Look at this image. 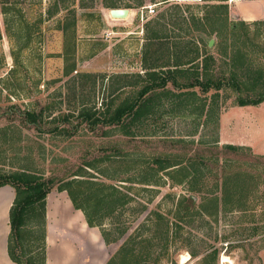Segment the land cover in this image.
<instances>
[{"label": "rangeland", "instance_id": "374dc122", "mask_svg": "<svg viewBox=\"0 0 264 264\" xmlns=\"http://www.w3.org/2000/svg\"><path fill=\"white\" fill-rule=\"evenodd\" d=\"M15 1L16 11L0 12V147H7L0 152V174L28 166L53 179L56 193V183L77 179L75 174L85 170L89 179L114 185L129 199L102 222L106 231L126 228L117 242L96 249L79 239L77 260L63 264L108 262L122 246L133 249L136 264H264V131L259 126L264 106L252 109L258 118L254 148L239 146L227 132L226 141L241 149L229 152L219 133L222 118L231 125L238 120L237 97L264 93V18L241 24L229 9L227 26L209 34L192 32L191 16L202 18L206 10L200 0H63L65 7L51 16L48 11L60 0ZM108 4L130 10L132 17L112 19ZM150 5L154 14L145 10ZM72 17L76 71L66 77L60 27ZM152 29L161 38L150 39ZM150 40L154 45L147 46L149 51L161 49L155 56L143 54ZM209 40L214 41L210 47ZM174 41H181L179 49L191 55L197 49L199 64L203 53L211 55L216 74L225 76L237 70L232 58L241 53L249 65L237 70L243 92L227 87L180 90L168 82L166 89L176 95L157 97L153 113L132 127L134 136L81 122L77 115L83 106L102 111L133 99L143 84L142 67L152 66L154 58L162 61L161 46ZM189 91L195 95L185 96L193 93ZM184 98L189 102H181ZM23 111H42L40 130L23 121ZM54 127L66 131L51 132ZM4 140L12 143L10 148ZM156 158L180 162L188 179L178 183L181 174L170 179L165 172L151 171ZM192 173L197 179L190 183ZM236 173V184H230L226 177ZM242 176L246 180L237 183ZM192 186L199 191L190 190ZM225 189L230 190L226 197ZM54 201L49 196V205ZM69 216L66 212L63 220ZM80 221L76 233L84 238L89 233ZM56 224L51 223L50 231Z\"/></svg>", "mask_w": 264, "mask_h": 264}, {"label": "trees", "instance_id": "16d2710c", "mask_svg": "<svg viewBox=\"0 0 264 264\" xmlns=\"http://www.w3.org/2000/svg\"><path fill=\"white\" fill-rule=\"evenodd\" d=\"M162 2L168 0H161ZM196 1V0H191ZM206 2V10L204 16L199 18L192 15V32H208L209 34L219 31L220 27L227 26L228 10L227 0H201ZM15 0H0V12L2 15L16 11ZM112 9H118L119 7L108 4L106 5ZM55 9L48 11L49 16L56 13L59 7H65L64 1L60 0L54 3ZM220 10L219 12H217ZM203 14V13H202ZM65 23L60 27L63 35V51L62 56L64 58L63 73L67 75L71 74L75 69L74 54V17L71 19L66 18ZM184 22V21H183ZM8 19H4L5 32L9 35L8 31ZM241 24H245L241 22ZM246 25V24H245ZM238 26V25H237ZM235 27V26H233ZM238 29V28H237ZM159 30L152 29L150 39H159ZM164 36V35H161ZM1 39V30H0ZM155 42V41H154ZM181 41H174L172 45H166L163 43L161 46L165 48L162 50L163 60L156 62L157 58H154L152 66L146 67L145 76L141 77L143 84L141 89L137 91L136 96L133 99H124L123 102L118 104L112 109L111 105H106V108L102 111H93L83 106L79 110L78 117L81 122H85L86 125L94 129L98 126L116 127L121 131L123 135L134 136L135 133L132 127L143 116H148L154 111V101L157 97L176 95L166 89L168 82L177 89L195 88L199 87L202 92H207L210 89L220 90L223 87L233 88L235 92H243L245 86L238 77L239 68L249 67L248 63H243L242 54L233 57L232 64H237L236 69H232L230 73L225 76L219 72L216 74L213 65L214 58L208 53H203L200 64L198 63V51L191 55L192 52L179 49ZM153 42L150 40L145 45L143 54L146 55L149 51L147 46H153ZM158 48V47H157ZM150 49L152 56H155L161 49ZM185 50V49H184ZM180 51V53H179ZM183 52V53H182ZM206 52V51H205ZM182 54V55H181ZM151 56V57H152ZM146 58H144V61ZM184 66H189L186 69ZM190 70H193L192 72ZM136 86V83H134ZM132 84H126L125 86ZM159 90V91H156ZM150 94V95H147ZM147 95V97H145ZM179 95H183L179 93ZM195 93H187L185 96H194ZM181 101V100H180ZM189 102L187 98H184L181 102ZM264 102V93L259 94L257 97H237L235 100L238 106H256ZM202 107V106H201ZM203 113V107L201 108ZM23 121L38 126L41 122L42 111H23L21 112ZM128 118V119H127ZM67 120V117H63ZM127 122V124H125ZM41 129V128H40ZM39 129V130H40ZM4 131L3 128L0 132ZM58 132L59 134L66 129L58 130L54 127L51 132ZM6 146L11 147L6 140H4ZM229 152L240 151V147L232 145H226L224 147ZM7 150V147H0V152ZM164 159V158H163ZM156 158L151 160L152 163L157 164L154 169L150 167L151 171L165 172L166 176L170 179H175V175H182L178 183L188 179L189 173L186 171L187 167L181 165L180 162L172 161L171 159L163 160ZM87 168H92V165L86 163ZM84 170V169H83ZM86 171L76 173L77 179H69L59 183H56V190L58 192L65 191L70 199L74 209L80 210L85 218L88 227H97L100 230L101 236L106 245L117 242L125 233L126 228L111 229L106 231L103 229L102 222L105 218H108L117 212L120 208H123L128 200L126 194H124L119 188L114 185H105L103 182L93 181L86 176ZM232 174H230L231 176ZM233 176L226 177L229 183L236 184ZM246 175V174H244ZM191 182L196 180L195 173L191 174ZM81 179H80V178ZM244 178H240L238 182H244ZM86 178V179H85ZM226 180V181H227ZM176 182V183H177ZM149 183V181H148ZM146 183V184H148ZM226 184V182H224ZM11 186L14 190V200L9 210V235L7 240V253L10 260L15 264H45L46 261V199L48 194L54 189V180L46 179L41 174L33 171L28 166H24L19 170L11 171L8 173L0 174V187ZM226 188V187H225ZM190 190L199 191L198 189L191 187ZM226 192V193H225ZM230 190L225 189L224 193L227 196ZM230 199L226 198L228 203ZM232 202V201H231ZM227 205V204H226ZM206 208H204L205 210ZM98 215V218H97ZM133 250V249H132ZM132 250H128L126 246H122L114 256L108 260L106 264H136V258ZM207 259V258H206ZM205 259V260H206Z\"/></svg>", "mask_w": 264, "mask_h": 264}, {"label": "crops", "instance_id": "0c3cea01", "mask_svg": "<svg viewBox=\"0 0 264 264\" xmlns=\"http://www.w3.org/2000/svg\"><path fill=\"white\" fill-rule=\"evenodd\" d=\"M199 1V0H196ZM201 1V0H200ZM227 10H231L234 14L240 18V21L243 23L255 22L256 20H262L264 18V0H227ZM202 9V8H201ZM203 12V11H201ZM131 14V15H130ZM132 17V13L129 10L128 17L124 20H128V18ZM199 60V59H198ZM146 67L143 66L142 71L146 72ZM188 68L189 66H184ZM144 74L139 73V76L144 77ZM143 75V76H142ZM196 88V87H195ZM195 88H186L187 90H194ZM194 92V91H189ZM260 105L264 106V102ZM257 106H239L238 107V120L234 121L231 125L230 123L224 124L223 118L220 121L222 139L224 142L229 140L226 135L230 133L232 135V139L238 142L239 146H244L245 144L249 146V148L253 147V141H255L254 134L257 133L258 129V118L256 117L252 109H255ZM256 110V109H255ZM237 112V111H236ZM235 113V112H234ZM264 115V114H263ZM259 123V126L264 131V117ZM229 125V126H228ZM228 127V129L226 128ZM227 129V130H226ZM259 129V131H260ZM228 132V133H227ZM261 132V131H260ZM227 133V134H226ZM248 143V144H247ZM233 145L234 143H226ZM254 148V147H253ZM53 196L54 201L49 205V196ZM14 200V190L11 186L5 185L0 187V264H15L8 257L7 253V240L9 235V210L12 206ZM52 208V211L50 210ZM73 216L76 215L79 219L83 221L85 224V228L87 230V235H84V238H80V233H76L75 229L70 227L63 220V215ZM57 223L55 227L51 230V223ZM59 225H63L62 228L58 229ZM59 231V232H57ZM59 233V234H58ZM87 241L96 249H103L106 247V244L101 236L100 230L97 227H88L84 215L80 210L74 209L70 199L68 198L65 191L53 193L52 191L48 194L46 199V261L45 264H53V257L56 256L61 264L66 262H73V260H77L76 251L78 240ZM85 241V242H86ZM53 246V247H52ZM51 258V260H50ZM50 260V261H49ZM51 262V263H50ZM107 262V261H104ZM102 262L101 264H104ZM71 264V263H70ZM106 264V263H105Z\"/></svg>", "mask_w": 264, "mask_h": 264}, {"label": "water", "instance_id": "95a60500", "mask_svg": "<svg viewBox=\"0 0 264 264\" xmlns=\"http://www.w3.org/2000/svg\"><path fill=\"white\" fill-rule=\"evenodd\" d=\"M128 13L129 10L128 9H111L109 11V15L112 19H119V20H123L126 19L128 17ZM213 40H209L208 42V46H212L213 44Z\"/></svg>", "mask_w": 264, "mask_h": 264}, {"label": "bare ground", "instance_id": "6f19581e", "mask_svg": "<svg viewBox=\"0 0 264 264\" xmlns=\"http://www.w3.org/2000/svg\"><path fill=\"white\" fill-rule=\"evenodd\" d=\"M131 15V14H130ZM67 222L66 224H68L70 227H74L75 225L80 229L82 227V222L80 221V219L76 216V215H73V216H69L66 218ZM184 261V257L182 259V262Z\"/></svg>", "mask_w": 264, "mask_h": 264}, {"label": "built area", "instance_id": "2783aa9c", "mask_svg": "<svg viewBox=\"0 0 264 264\" xmlns=\"http://www.w3.org/2000/svg\"><path fill=\"white\" fill-rule=\"evenodd\" d=\"M145 10H147V12L149 13V14H154L155 13V9H154V6L152 5H150V6H147L146 8H145Z\"/></svg>", "mask_w": 264, "mask_h": 264}]
</instances>
